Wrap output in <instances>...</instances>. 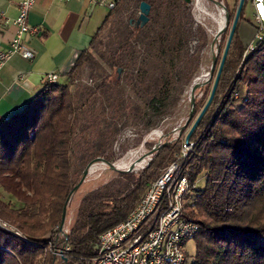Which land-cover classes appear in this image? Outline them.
<instances>
[{
    "label": "trees",
    "instance_id": "obj_1",
    "mask_svg": "<svg viewBox=\"0 0 264 264\" xmlns=\"http://www.w3.org/2000/svg\"><path fill=\"white\" fill-rule=\"evenodd\" d=\"M126 1L114 0L115 7L108 10L63 83L44 82L22 109L0 119V181L13 175L31 192L18 210L0 202V219L19 234L0 228V264H54V253L61 249L68 264H91L99 235L126 218L179 154V141H167L142 171L116 172L112 181L84 194L67 233L60 236L63 207L82 177L81 170L72 172L74 127L81 111L72 87L96 60L105 32L121 22ZM141 2L150 6L148 22L135 27L129 23L135 21L133 14L128 13L124 42L106 60L115 73L112 83L119 84L116 70L126 68V52L138 41L146 43L140 67L125 78L145 96L134 114L135 121L146 120L140 135L131 131L139 136L136 147L178 102L169 99L174 87L182 92L190 86L201 65L199 50L206 44L198 26L202 41L192 48L197 39L185 0H137V8ZM234 13L235 8L228 14L229 23ZM243 21L244 10L212 104L192 133V151L180 165V175L189 183L183 215L199 226L192 237L195 254L190 264H264V38L254 44L236 74L244 49L238 36ZM106 86L103 81L97 90ZM200 107L195 101L193 116ZM127 136L116 139L115 133L100 129V143L82 153V166L96 158L114 163L117 154L112 147H121L119 157L123 156L127 149L121 145ZM202 176L204 187L197 189Z\"/></svg>",
    "mask_w": 264,
    "mask_h": 264
},
{
    "label": "rangeland",
    "instance_id": "obj_2",
    "mask_svg": "<svg viewBox=\"0 0 264 264\" xmlns=\"http://www.w3.org/2000/svg\"><path fill=\"white\" fill-rule=\"evenodd\" d=\"M220 3H222L225 8L224 12L221 11V7L209 0H199V3L198 0H188L187 5L193 19V28L197 39L193 41L192 48H196L198 41L200 43L202 41V34L198 31V26L202 28L201 32H203L206 37L205 47L199 50L198 56L201 59L199 71L193 78L190 86L188 88L186 87L182 92H179L178 85L174 87L169 99H179L178 102L175 105H171L170 108L160 116L157 127L151 129L147 134H145L142 142L136 147V141L139 138L138 135L143 132L146 120L141 122H138L137 120L135 121L134 114L135 109H137V107H141L142 99H144L143 97L145 96L141 93L140 89L136 88L127 80L131 75H135V70L140 67L142 54L146 50V43L138 41L129 51L126 52L124 56L126 68H124V70L120 69L119 75L116 73V77L120 80L119 84L112 83L111 79L114 78L115 73L106 64V60L109 59L117 44L119 45L124 42L122 32L128 16L127 14H133L134 20H136L139 15L137 0L126 1V5L123 6L122 9L124 11V15L121 18V22L119 24L113 23L109 27V31H107L109 36L108 33L105 32L102 38L104 40V45L102 44L99 46L98 51L100 53L97 52L96 60L82 70L76 85L72 87V91L76 93V104L81 106L78 122L74 127L73 148L75 154L72 159V172L81 170L83 173L86 169H88L89 165L92 164L90 162L89 164L82 166L80 158L83 152H86L87 149L90 151L95 150V145L100 143L101 139L97 137V133L100 129H107L110 132L115 133L116 139L122 135H128V139H126V141L121 145H125V149H127L123 156L119 157L121 147L119 149H117L116 145H113L112 147L113 151L117 154L114 161V163L117 164H128L130 161L133 162L138 158H143L144 155L150 153V151L154 148L157 149V145L161 146L167 141H179L180 151L179 154L176 155V158L181 155L185 138L210 95L214 78L234 18L233 16L228 27L225 28V17L234 8L236 12L239 0H225V2L221 1ZM244 5L245 0L242 8V10H244L245 21L241 22L238 28V36L244 46V49L236 74L243 65L246 56L249 55L255 47L254 45L252 50L249 49V45L255 34L252 0H248L245 7ZM221 22L223 23L225 32L218 35ZM238 24L239 20L237 26ZM214 57L217 59V62L214 72L210 75L212 60ZM204 75H206V77H203ZM125 78H127V80H125ZM103 81H106L107 86L101 90H97ZM58 83H63V81L59 80ZM194 84H201V86L196 89L194 93V102L198 101L199 105L202 107H200L201 109L196 113V116H193L188 122L191 111L190 90ZM207 89L208 92L205 100H202ZM234 97L236 98L237 94H235ZM132 129L136 130L138 134L137 137L131 135V131H133ZM188 143L190 145L192 144V146L188 150L185 149L187 153L186 157L192 151V139L189 138ZM182 160L183 159L178 162L179 166L181 165ZM170 163L168 165H170ZM98 168L99 166H96V172L89 174L83 183L71 195L67 203L65 226L67 225L68 220L75 216L79 201L84 194L108 183L109 181H112L115 178L116 171H112L109 168L98 170ZM204 183L205 178L202 176L198 179L196 188L202 189L204 187ZM30 198L31 192L27 190L22 182L13 175H5L0 181L1 204L10 207L11 209L18 210L23 207V200ZM187 203L188 202H186V204ZM60 236H62L61 233ZM194 254L195 242L191 239L185 246L186 259L184 264H190ZM54 256L57 258L54 264H61L62 261L59 259L60 256L58 253H54Z\"/></svg>",
    "mask_w": 264,
    "mask_h": 264
},
{
    "label": "built area",
    "instance_id": "obj_3",
    "mask_svg": "<svg viewBox=\"0 0 264 264\" xmlns=\"http://www.w3.org/2000/svg\"><path fill=\"white\" fill-rule=\"evenodd\" d=\"M35 2L36 0L19 1L17 17L13 21L16 32L7 47L0 49V71L13 56H19L28 61L34 59V53L24 41V37L27 34H38V29L30 27L28 24V15ZM97 4L108 10L115 7L113 0H97ZM252 8L255 34L249 45L250 50L253 49L257 41L264 38V0H252ZM221 11L224 12L225 9L222 7ZM222 29L223 23L221 22L219 31ZM44 80L47 83H54L57 81V76L54 74L46 75ZM191 146L192 144L185 142L181 155L171 162L161 175L148 186L126 218L99 235L95 256L91 264L185 263V246L199 229L198 224L183 215L189 183L185 176L180 175L178 162L186 157L185 149L188 150ZM141 158L133 162L130 161L128 164H112L122 171H127L134 163L133 170L130 172H138L148 166L152 154L148 153ZM96 166H99L98 170L108 168L102 162L92 164L88 175L96 172ZM70 223L71 218L66 226L65 220L63 225L59 226V232L62 236L67 233ZM0 228L19 235L17 231L1 220ZM56 253L61 256L63 250Z\"/></svg>",
    "mask_w": 264,
    "mask_h": 264
},
{
    "label": "crops",
    "instance_id": "obj_4",
    "mask_svg": "<svg viewBox=\"0 0 264 264\" xmlns=\"http://www.w3.org/2000/svg\"><path fill=\"white\" fill-rule=\"evenodd\" d=\"M19 1L0 0V49L7 47L16 32L13 21ZM106 10L97 0H36L28 24L37 28L38 34L24 37L34 59L13 56L0 71V119L22 109L43 87L46 75L54 74L57 82L65 81Z\"/></svg>",
    "mask_w": 264,
    "mask_h": 264
},
{
    "label": "water",
    "instance_id": "obj_5",
    "mask_svg": "<svg viewBox=\"0 0 264 264\" xmlns=\"http://www.w3.org/2000/svg\"><path fill=\"white\" fill-rule=\"evenodd\" d=\"M209 1L214 3V4H216L217 6H219L221 8L222 7L224 8V6L220 2H217L216 0H209ZM185 2H188V0H185ZM243 3H244V0H239L237 9H236V12H235V15H234V18H233V21H232V24H231V27H230V30H229V34H228V38H227V41H226V44H225V47H224V51H223V54H222V57H221V60H220V63H219L215 78H214V82H213L211 91H210V95H209L208 100L205 103L203 109L201 110V112L196 117L194 123L192 124V126H191V128H190V130H189V132H188V134H187V136L185 138V142H187V143H188V140H189L190 136L192 135V133L196 129V127L199 124V122L202 119V117L205 115L206 111L208 110V108H209V106H210V104H211V102H212V100L214 98V95H215V92H216V89H217V86H218V82H219V79H220V76H221V73H222L223 65L225 63V60H226V57H227V54H228V51H229V48H230V45H231V41H232L233 35H234L235 30H236V26H237V23H238V20H239V16H240V14L242 12ZM149 12H150V6L146 2H141L139 4V15H138L137 19L135 21L130 20L129 23L131 25L135 26V27H143L148 22ZM225 25H226L225 28H227L228 25H229V15L228 14L225 17ZM225 28L220 30L218 32V35L223 34L225 32ZM216 62H217V59L214 57L213 60H212V67H211V70H210V75H212V73L215 70ZM116 72L119 75L120 69L118 68L116 70ZM200 86H201V84H194L191 87V90H190L191 111H190V115H189V118H188V122L193 117L192 108H193V104H194V93H195L196 89H198ZM155 150L156 149H153L152 151H150L149 154H152L153 152H155ZM99 162H102V163L106 164L109 169H111L112 171H116V172H130V171L133 170V167H134V163H133L129 167V169L127 171H122L119 168H117L114 164L108 163L105 160H103L102 158H96L94 161H92V164L99 163ZM91 165H89L88 169H86L82 173V177H81L80 181L74 187V189L72 190V192L70 193V195L68 196V198H67V200L65 202V205L63 207L62 214H61V223H60L61 226L63 225L64 220H65L66 210H67V203H68L71 195L74 193V191L83 183L85 178L88 176V171H89V168H90ZM60 259H61L63 264H68L67 259L65 257H63V255L60 256Z\"/></svg>",
    "mask_w": 264,
    "mask_h": 264
}]
</instances>
